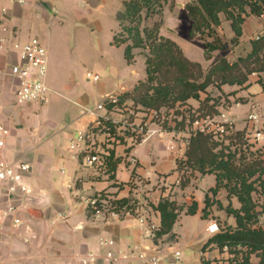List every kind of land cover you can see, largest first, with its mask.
<instances>
[{
    "label": "crops",
    "instance_id": "obj_1",
    "mask_svg": "<svg viewBox=\"0 0 264 264\" xmlns=\"http://www.w3.org/2000/svg\"><path fill=\"white\" fill-rule=\"evenodd\" d=\"M122 1L0 0V124L8 128V133L3 136L2 155L7 160L28 163L29 172L26 173L25 182L29 186V192L37 199V203H26L25 195L23 198L9 196L0 186V208L9 203L13 204L16 206L14 216L21 221L19 226H15L10 216L0 230V264H77L75 253L86 251L96 252L95 264H144L134 256H126L132 250L140 249H145L146 254L155 251L169 254L171 250L178 249L182 252L180 264L230 263L226 253L219 249L215 242L208 243L203 248L211 236H207L208 232L205 230L209 221H216L218 216L227 220V226L234 227L236 224L235 218L227 213L225 215V210L216 207V203L207 208L205 217L202 216L205 195L218 200L220 193L227 195L226 191L220 188L215 195L211 193L210 189L216 183L213 173L199 174L194 171L188 182L180 184L181 172L176 163L179 157L185 159L186 156L178 145V135H185V131L170 129L160 138L152 137L132 147L117 145L110 151L106 169L96 172L85 164L82 157L74 156L68 149L69 139L77 130L84 128L88 120L87 116L80 113L81 105L90 104L87 93L75 90L73 83H62L60 79L52 85L60 90L47 84L50 88L48 100H51L53 95L71 101L77 107V115L57 131H53L57 126L54 120L41 118L43 114L34 116L36 111L32 109L31 104L36 103H17L15 100L17 81L10 73L11 65L17 61V52L11 49L13 41L23 43L32 38L43 41L47 47V72L51 67L56 75H60L59 69L52 68L54 63L48 49L50 43L62 42L58 27L70 25L74 29V42L81 43L83 39L87 41L89 34L103 33L104 27L99 16L107 17L105 10H111L114 5L115 9L120 6L117 11L122 10ZM175 6L187 18L186 36L181 37L183 40L178 38L179 26L174 17L170 20L173 26L171 36L180 44L187 58L203 63L204 67L219 56L226 57L230 54L233 57L245 54L250 49L251 40L264 29V18L252 13L246 14L241 23L238 42L232 44L229 42L233 35L230 22L220 14L221 22L216 31L225 45L231 47H227V50H214L211 58L205 59L203 41L198 35H189L190 20L185 5L175 2ZM118 28L115 14V21L111 17L107 30V47L103 44L105 39L97 38L99 53L101 57L106 55L114 60L113 50L122 51L124 66L137 79L131 80L130 85L118 82L116 88L110 89L104 84L99 85L98 99L93 103L109 92L131 91L145 78V70L139 78V70L133 67L134 62H127L124 45L113 44V37ZM112 65L119 75L120 65ZM100 81L101 79L94 83L99 84ZM219 87L222 91L230 93L227 95L228 103L220 102L216 107L219 111H225L235 130H244L245 136L250 132V123L246 120L250 112H255L259 117L256 125L264 127V71L249 76L242 85L222 84ZM72 95L75 98H72ZM255 145L261 148L260 157L264 159V143ZM112 166L114 170L109 172ZM204 176L212 179L205 191L199 193L198 184ZM75 188L80 196L74 194ZM100 192L116 200L137 199L146 203V213L158 227L160 213L154 205L161 197L173 200L182 207L171 229L173 237L163 234L155 240L145 234L144 227L137 225L131 215L119 219H107L104 212L87 215L86 204L81 196L88 198ZM193 202L196 204L195 212L187 213ZM226 205L222 204L223 207ZM232 206L238 207V200L237 205ZM217 223L220 228L226 227L220 222ZM100 235L106 236L111 244L98 247L95 240ZM25 238L28 240L25 241ZM107 251L112 252V259L106 258ZM253 256L258 261V257Z\"/></svg>",
    "mask_w": 264,
    "mask_h": 264
},
{
    "label": "trees",
    "instance_id": "obj_2",
    "mask_svg": "<svg viewBox=\"0 0 264 264\" xmlns=\"http://www.w3.org/2000/svg\"><path fill=\"white\" fill-rule=\"evenodd\" d=\"M160 1L123 0L122 10L116 13L119 28L123 27V20L135 23L133 27H125L127 38H119L120 35L117 33L113 37L115 45H121L127 41L126 39H131V43L124 46L127 62L130 63L133 59L131 52L133 48H148L149 51L146 58L148 80H140L131 91L122 92L123 96L131 97L135 104L152 108L175 106L177 102L176 106H180L188 99H195L198 101V110L205 109L206 113H214L217 111L210 109L217 108L220 101L207 93L208 86L213 82L218 86L242 85L253 73L264 71V31L251 40L250 49L245 54L238 55L232 62L225 57L218 58L208 67L207 72H203L199 62L186 58L172 40L158 42L156 39H144L137 27L140 13L143 10L148 15L157 13L156 7ZM185 10L190 20L189 34L191 36L198 34L206 38L203 42L204 57L209 58L212 51L225 47V42L216 31L221 22L219 15L223 14L225 19L229 20L233 31L229 42L235 44L241 35L244 15L249 13L259 15L264 10V0H191L185 4ZM147 34L150 36L149 32ZM254 64L257 65L253 66ZM152 79L156 81L152 82ZM244 136V130H235L234 139L241 140ZM215 145L210 134L199 130L192 132L185 151V164L202 174L213 173L216 183L210 189L211 193L215 195L222 188L228 196H236L239 206L233 207L229 202L223 207L220 201L205 195L203 217L207 214V208L216 203L219 208H223L228 215L235 218L236 224L234 227H221L219 232L206 240L203 248L208 243L215 242L219 249L226 245L231 252L240 253L241 259L232 260L229 264H252L250 262L252 254L258 257V261L253 264H264V227L259 224L264 207L261 211L257 210V203L253 198L258 186L260 193H264V159L259 155L258 161L236 167L232 164L234 156L229 153L227 155L213 153L212 147ZM113 167H110L109 172L114 170ZM109 201L119 208L135 207V201L130 199L111 198ZM195 205L193 202L186 212L194 213ZM154 208L160 213V225L155 233V240L163 234L173 237L171 229L182 207L173 200L161 197ZM86 212L87 215H91L90 211ZM237 247L241 250L238 251Z\"/></svg>",
    "mask_w": 264,
    "mask_h": 264
},
{
    "label": "built area",
    "instance_id": "obj_3",
    "mask_svg": "<svg viewBox=\"0 0 264 264\" xmlns=\"http://www.w3.org/2000/svg\"><path fill=\"white\" fill-rule=\"evenodd\" d=\"M18 1L23 2L24 0ZM259 15L264 18V10ZM262 31L264 29L260 32ZM11 49L17 52V61L10 67V73L17 81L14 91L16 102L38 104L46 102L50 93V88L46 83V45L42 44L37 38H32L23 43L13 41ZM85 76L93 82L100 79L97 73L89 71L86 72ZM80 113L87 116L88 120L84 128L77 130L69 139L68 149L74 156L82 157L85 164L96 172L106 169L108 156L115 146L125 144L132 147L152 137L160 138L167 132L162 126L163 116L160 109L135 104L131 97L123 96L122 92H109L95 103L81 105ZM219 116L222 122L221 127H233L232 121L227 117L225 111H220ZM246 120L250 123V132L246 135L248 141L254 145L264 143V127L256 125L259 120L258 115L255 112H250ZM201 122L199 124L198 121H195L196 124H199L196 130L204 131ZM7 133L8 128L0 124V186L5 189L9 196L23 198L30 191L28 184L25 182L29 165L24 161L7 160L2 155L3 136ZM73 192L75 195L80 196L76 188L73 189ZM81 198L86 204V211H90L91 215L104 212L107 219H119L131 215L135 218L137 225L144 227L145 234L155 237L158 226L149 219L144 208L146 203L144 204L135 199L133 200L135 201V207L126 209L112 204L109 199L113 197L106 193H98L88 198L81 196ZM15 211L16 206L10 203L0 208V230L5 220L10 216L13 225L19 226L21 224L19 218L14 216ZM205 230L212 235L220 231V226L215 220H211L207 223ZM27 240L25 238V241ZM95 243L98 247H107L111 244V241L106 236L100 235L96 238ZM144 250H132L126 256H134L144 264H180L182 252L178 249L171 250L169 254H164L161 251L146 254ZM221 250L226 253L229 261L241 259L240 253L231 252L226 245ZM237 250L240 251L241 248L237 247ZM96 257L94 251L75 253L77 264H95ZM112 257V252L107 251L106 258L112 259ZM68 264L74 263L69 262Z\"/></svg>",
    "mask_w": 264,
    "mask_h": 264
},
{
    "label": "rangeland",
    "instance_id": "obj_4",
    "mask_svg": "<svg viewBox=\"0 0 264 264\" xmlns=\"http://www.w3.org/2000/svg\"><path fill=\"white\" fill-rule=\"evenodd\" d=\"M175 2L183 3L184 5L189 1L184 0H161L159 3V6L156 7L158 9L157 13L148 15L145 10H143L140 13V19L138 21V30L141 33V36L144 39H156L158 42H162L165 39L172 40L176 43V45L179 47V49L184 54L181 46L179 43H177L171 36V32L173 29L172 21L173 17L176 21V23L179 26L178 33H179V39L183 40L181 37L186 36L185 33V25L187 18L185 15L182 14L181 10H178V8L175 6ZM115 5L112 7L111 10H105L107 13V17L99 16L101 19V22L103 24L104 30L103 33H93L89 34L90 37L86 41L83 39L81 43L74 42L73 35H74V29L70 25H63V27H58V30L60 31V37L62 39V42H59L58 44L50 43L48 45V49L50 52V57L52 59V63H54L55 69H59L61 72L60 75H56L57 73L54 72L51 67H49L48 72L46 74L47 81L46 83L50 86H52L57 79H60V82L62 83H73L75 90H79V92L87 93L90 97L89 103H93L98 99V86L101 84H104L108 89L110 88H116V85L118 82H126V84L130 85V81L137 79L134 75L128 72L126 67L124 66V57L122 55V51H118V49L113 50L112 56L113 59H109L106 55H102L101 57L99 53V48L97 44V38L105 39L103 44L104 47H107L106 39L109 35L107 32L109 24H111V17L115 21V14L118 12L117 10L120 9V6L115 9ZM165 9V10H164ZM164 10V12H163ZM112 12H114V15H112ZM135 25L134 22L129 23L128 20H123V27L118 28L117 34L120 35L119 38H127V32L125 27H133ZM175 25V24H174ZM222 30L224 31L225 28L222 26ZM144 30V31H143ZM222 30H220L222 32ZM50 31H53L50 29ZM107 32V33H106ZM149 32V35L147 34ZM133 33V31H132ZM190 35V34H189ZM198 35V34H195ZM217 35L222 39V37L219 35V32L217 31ZM191 36V35H190ZM199 36V35H198ZM106 37V38H105ZM199 38L204 42L206 38L199 36ZM127 41L122 43V45L125 46L127 43H131V39H126ZM223 40V39H222ZM224 41V40H223ZM42 44L45 45L43 41H40ZM227 47H231L230 45L224 47L225 50H227ZM223 49V48H221ZM133 59L131 62L133 64V67L139 70L140 77H142V72L145 70V81H147V74H146V58L149 55L148 48H142V47H135L131 50ZM213 51L211 52V56ZM221 54V53H220ZM223 55L225 53H222ZM221 54V55H222ZM225 58L229 60V62H232L236 59V55L231 57L230 54H227ZM223 56H219L216 58H221ZM187 58V57H186ZM205 58V59H209ZM189 59V58H188ZM190 60V59H189ZM215 60V61H216ZM112 61V62H111ZM193 61V60H191ZM130 62V63H131ZM56 63H58V67L56 66ZM200 63V62H199ZM214 63V62H212ZM210 63L208 66L203 65V63H200L201 68L203 72H207L208 67L212 64ZM120 65V73L119 75L116 73L115 69L113 68V65ZM257 64H254L253 66H256ZM92 72L97 73L100 76V83H94L92 80H88L85 76L86 72ZM152 79V82L156 81ZM258 84L256 83V86ZM54 87V86H52ZM56 88V87H54ZM58 89V88H56ZM60 90V89H58ZM62 91V90H61ZM207 93L211 96L219 99V101L222 103L227 104L228 98L227 95L230 92H224L221 90V88L215 84V82L212 83L211 86L207 87ZM201 96L203 97L204 94L202 93ZM72 98H75L72 95ZM213 98V99H215ZM50 99L49 97L47 100ZM190 100V102H188ZM185 101L182 105H178V102L175 104V106H169V107H160L158 109L161 110L162 117V126L165 130H176V131H185V135L183 133L178 135V143L179 147L182 149V152L186 151L188 140L192 132L196 131V128L199 126L200 122L203 123V128L205 133L210 134L211 140H213L214 143H216L215 146L212 147L213 153H217L218 155H227L228 153L233 157L232 164L236 167H242L244 165H247L249 163H252L254 161H258V157L260 155V147L257 145L252 144L246 136H244L241 140L234 139V132L235 129L233 127H221L222 122L220 121L221 118L219 116L220 111L217 108H211L210 110L214 109L217 112L214 113H206L205 109H199L195 107L198 105V101L193 99H188ZM224 104V105H225ZM32 109L35 112L34 116L38 117L40 114L41 118H50L54 120L57 124V126L53 129V131L60 130V128H64L65 125L70 122L76 115H77V107L71 102L64 100L62 98H59L57 96H51V100H48L47 102H44L42 104H31ZM144 107V106H143ZM151 108V107H150ZM222 112V111H221ZM195 121H198L199 124H196ZM223 128V130H221ZM185 159L183 157H179L177 160V167L179 166L180 172H181V179L180 184L184 183L185 181H189L190 178L193 176V172L196 171L199 174L201 173L197 169L194 170L192 167L187 164H185ZM202 174V173H201ZM209 176H204L200 179V182L198 184V191L199 193H202L205 191V188L208 184V182L211 180ZM64 182V180H63ZM186 182V183H187ZM253 198L255 202L257 203L256 209L261 211V208L264 207V194L260 193L259 186L256 189V192L253 193ZM217 199V198H216ZM221 204L226 205L228 202H230L233 205H237V200L234 196H228L225 193H220V198L218 199ZM217 207V204H216ZM221 210V209H219ZM226 215V212L223 211ZM217 217V222H220L222 225L227 226V220L225 218H219ZM259 224L261 227H264V213H262L259 217ZM209 236L210 234H206ZM251 260L250 262L256 263L257 259L253 255L250 256Z\"/></svg>",
    "mask_w": 264,
    "mask_h": 264
},
{
    "label": "water",
    "instance_id": "obj_5",
    "mask_svg": "<svg viewBox=\"0 0 264 264\" xmlns=\"http://www.w3.org/2000/svg\"><path fill=\"white\" fill-rule=\"evenodd\" d=\"M36 201H37V199L30 192H27L25 194L24 202H26V203H37Z\"/></svg>",
    "mask_w": 264,
    "mask_h": 264
}]
</instances>
